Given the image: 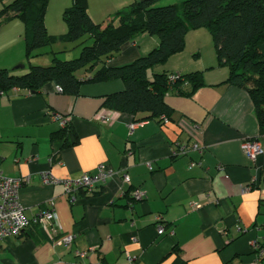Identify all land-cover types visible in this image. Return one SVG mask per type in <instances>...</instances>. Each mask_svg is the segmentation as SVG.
<instances>
[{
	"label": "crops",
	"instance_id": "1",
	"mask_svg": "<svg viewBox=\"0 0 264 264\" xmlns=\"http://www.w3.org/2000/svg\"><path fill=\"white\" fill-rule=\"evenodd\" d=\"M133 1L88 0V10L107 24L117 22L115 12ZM55 2L61 14L72 4ZM45 21L50 29L47 16ZM58 30L64 32V24ZM185 40V48L156 71L204 70L205 84L192 95L168 91L165 99L174 113L167 122L143 119L146 112H121L112 123L97 119L104 96L124 87L119 78L85 82L79 94L58 91L53 82L40 92L20 87L0 92V171L31 174L20 189L29 217L48 208L51 198L59 216L47 230L32 221L20 235L4 238L0 264H251L253 242L264 244V154L249 157L241 144L246 137L264 143V134L248 91L227 82L229 68L217 65L208 29L191 27ZM159 43L158 35L139 32L107 62L132 61ZM16 65L13 70L22 68ZM55 112L69 118L70 144L52 139L63 127ZM131 120L142 121L132 133ZM102 162L117 173L91 191L80 189L74 201L63 184L42 179L44 170L78 177L96 172ZM139 186L147 193L142 199L133 195ZM66 233L74 234L71 245L54 243L53 237ZM77 250L87 253L81 257Z\"/></svg>",
	"mask_w": 264,
	"mask_h": 264
},
{
	"label": "trees",
	"instance_id": "2",
	"mask_svg": "<svg viewBox=\"0 0 264 264\" xmlns=\"http://www.w3.org/2000/svg\"><path fill=\"white\" fill-rule=\"evenodd\" d=\"M156 1L135 0L115 12L117 22L105 24L92 18L88 0H72L63 11L67 31L62 35L83 43L80 54L61 59L54 51L53 63L32 64L23 73L0 68V91L17 86L40 92L48 82H53L61 85L63 92L79 94L85 82L119 78L124 87L106 94L103 106L132 115L148 113L143 119L162 121V115L170 119L174 109L167 103L166 93L174 90L192 95L205 84L204 70L181 73L176 80L169 81L172 71H156L154 67L185 48L189 28L203 26L212 35L217 65L229 68L226 81L248 91L260 132L264 134V0H184L166 5ZM48 3L49 0H11L0 9V24L3 15L24 19L28 57L57 38L46 25ZM139 32L158 35L159 45L132 61L108 64L107 59L120 52L123 44ZM89 38L92 42L84 44ZM81 68L85 69L82 77L77 75ZM73 132L68 123L54 131L52 139L67 145ZM180 264L190 263L181 260Z\"/></svg>",
	"mask_w": 264,
	"mask_h": 264
},
{
	"label": "built area",
	"instance_id": "3",
	"mask_svg": "<svg viewBox=\"0 0 264 264\" xmlns=\"http://www.w3.org/2000/svg\"><path fill=\"white\" fill-rule=\"evenodd\" d=\"M180 71H172L169 74V81H174L180 77ZM14 88H18L14 86ZM58 91H63V87L56 84ZM3 92V91H0ZM121 111L101 107L95 114V117L103 122L112 123L114 120L118 119ZM54 118H59L65 126L69 122L68 116H64L60 112H55L53 114ZM165 122L169 121V117L162 115ZM142 121L131 120L129 125V132L132 133L134 128ZM243 151L252 158H256L259 154H264V143L258 137H246L242 141ZM195 148H201L199 142L193 144ZM181 152H185L186 148L183 144L180 145ZM174 153H178L175 150ZM222 167V166H220ZM117 173V170L108 164L102 162L98 166L96 172H85L78 177H58L51 170L42 171V179L44 184H63L65 191L69 195L71 201L76 200L77 193L80 189L85 188L91 191L95 187V183L99 180H106L107 177L112 176ZM125 179H129L127 172L123 173ZM31 182V174L24 175H7L0 171V244L2 240L10 236H18L21 232L28 227V225L34 221L40 223L43 228L48 229L49 223H54L57 225L59 221L58 212L55 208V201L51 198L49 202V207L39 211L33 218L29 217L26 213V207L22 203L20 198V189L22 186ZM133 195L137 199H142L147 196L146 190L139 186L133 190ZM195 206H200L199 203L193 202ZM165 230L163 224L158 225V231L162 233ZM74 239L73 233H66L60 235L57 238L53 237L55 244H63L66 246L71 245ZM254 258L251 264H261L264 258V244L255 240L253 242ZM79 256H84L86 250H77Z\"/></svg>",
	"mask_w": 264,
	"mask_h": 264
},
{
	"label": "rangeland",
	"instance_id": "4",
	"mask_svg": "<svg viewBox=\"0 0 264 264\" xmlns=\"http://www.w3.org/2000/svg\"><path fill=\"white\" fill-rule=\"evenodd\" d=\"M11 0H0V9ZM47 16L50 29L49 32L54 34L57 38L50 44L44 47L36 49L30 57L26 54V23L23 18L19 16H6L3 15L2 22L0 24V29L4 26L5 23L12 20L6 27L2 29L0 35V68L6 67L12 69L17 63H24V67L15 69L13 72L23 73L28 71L30 65L32 64H51L54 61V51L57 52V56L61 59H69L76 57L80 54L83 43H80V40L72 41L64 38L62 34L67 31V24L60 13L59 7L55 0H49L48 9L45 17ZM52 21L53 24H50ZM62 22V23H61ZM59 24H64L65 31L60 32ZM47 25V24H46ZM53 31H56L53 32ZM63 36V37H62ZM92 42V39H86L84 44H89ZM17 57L23 58L18 62L12 63L11 59ZM160 65L154 67L156 70ZM85 72L84 68H81L77 71L78 76H82Z\"/></svg>",
	"mask_w": 264,
	"mask_h": 264
},
{
	"label": "water",
	"instance_id": "5",
	"mask_svg": "<svg viewBox=\"0 0 264 264\" xmlns=\"http://www.w3.org/2000/svg\"><path fill=\"white\" fill-rule=\"evenodd\" d=\"M25 65H24V63H20V64H17L16 66H15V68H18V67H24Z\"/></svg>",
	"mask_w": 264,
	"mask_h": 264
}]
</instances>
